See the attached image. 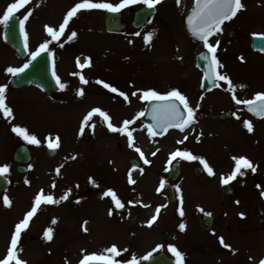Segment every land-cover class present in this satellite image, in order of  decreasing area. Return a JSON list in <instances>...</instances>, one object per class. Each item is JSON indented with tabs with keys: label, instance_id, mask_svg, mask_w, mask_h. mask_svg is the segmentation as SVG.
<instances>
[{
	"label": "rangeland",
	"instance_id": "rangeland-1",
	"mask_svg": "<svg viewBox=\"0 0 264 264\" xmlns=\"http://www.w3.org/2000/svg\"><path fill=\"white\" fill-rule=\"evenodd\" d=\"M13 2L0 0V19ZM81 2L29 0L15 10L21 20L31 12L24 22L29 57L49 41L52 73L55 70L65 87H60L61 94L56 97L34 86L17 91L6 88L5 103L12 115L5 116L1 111L0 166H9L4 175L10 182L7 191L0 194V261L8 255L16 225L33 208L36 196L42 194L51 195L55 202L42 201L22 229L13 251L23 264H80L92 254L111 256L119 264H143L160 251H167L177 261L170 246L182 253V264H260L264 260V233L258 224L264 218V118L249 117L243 110L244 103L237 100H253L256 93L264 92V56L247 46L252 36L264 35V0H241L244 8L209 41L216 46L215 56L220 61L216 73L230 78L236 86L234 92L228 90L227 81L218 79L219 90L203 95L194 58L208 49L204 44L198 47L183 25L195 0H160L157 14L143 30L131 29L122 35L105 32L106 9H81L65 25L59 40H52L46 26L59 31L67 12ZM93 2L118 4L120 0ZM144 6L134 3L120 11ZM3 28L0 23V85H6L14 75L7 72L9 67L26 64L4 44ZM231 30L232 38L228 37ZM73 31L77 35L68 39ZM149 33L152 36L146 42ZM100 81L118 91H111ZM81 89L82 95L78 94ZM173 89L187 98L188 106L195 110L194 119L183 130L157 138L139 121L153 98L141 97L149 90L165 95ZM120 92L126 93L127 99ZM221 114L228 119L220 120ZM125 120L131 123L124 132L108 126L123 127ZM245 121L251 122V132L241 127ZM89 122L93 128L85 140ZM14 126L27 129L40 143L24 140L12 130ZM128 132L132 134L131 144ZM57 137L58 152L50 158L46 154L48 144H56ZM119 142L120 149L116 148ZM21 144L28 145L33 157L26 174L18 173L13 161L14 150ZM177 150L203 158L212 173L200 159L172 158ZM233 157H246L255 171L242 167L243 175L237 173L229 181L231 195L227 197L222 192V178L235 170ZM131 159L140 162L138 169L129 166ZM176 160L181 162V172L172 183L176 202L170 204L163 188L171 183L168 172ZM197 167L203 170L200 177L193 174ZM109 189L124 205L122 208L116 206L111 195H104ZM97 194L103 199L97 200ZM67 198L72 200L69 206L64 205ZM209 213L217 214V221L205 232L192 215ZM235 219L249 228L254 225V229L233 236L220 230ZM181 224L185 225L183 229ZM49 228L50 240L44 235ZM165 230L170 233L167 243L162 237ZM220 236H228V241L239 246L240 257L225 254L223 244L218 243ZM113 245L119 255L106 251Z\"/></svg>",
	"mask_w": 264,
	"mask_h": 264
},
{
	"label": "snow or ice",
	"instance_id": "snow-or-ice-1",
	"mask_svg": "<svg viewBox=\"0 0 264 264\" xmlns=\"http://www.w3.org/2000/svg\"><path fill=\"white\" fill-rule=\"evenodd\" d=\"M180 0H177V3H179ZM29 3V0H14L13 3L9 4L5 12L3 13L2 19H0V23H3L5 25L8 24V22L14 18L15 16V10H18L19 8H23L25 5ZM134 3H143L148 8H153L156 4L160 3V0H120V3L118 4H112L107 2H93V0H82L81 3L75 4L73 8H71L64 19L63 24L60 25L59 31L53 29L52 27L46 26L47 31L50 33L52 40H59L60 36L63 35L65 30V25L69 23V20L77 14V12L81 9H106L110 12H119L122 8L134 4ZM244 8V5L242 4L241 0H196L195 7L192 10L191 15L188 16V26L189 29L192 31L194 36H196L199 40L204 42L205 47L208 49L210 53H212L211 57H205V59H210L211 63L209 64V75H213L215 71V66L220 65V61L215 56L216 53V46L209 43V37L215 32L221 30V25L227 21L231 20L237 12ZM31 15V12H27L23 19L20 21V32L24 36L25 40V47L27 48V40L28 36L25 31L24 22L28 20L29 16ZM77 34L76 32H72L71 36L68 37V39H71L72 37H75ZM139 35V33H137ZM152 36V33H149L145 36L146 42L150 40ZM49 41H45L42 43L39 48L35 52H31L30 55L32 57V60H35L37 56H39L42 52L47 50ZM216 44H219V41L216 42ZM243 59V57H241ZM31 63H26L22 68H13L9 67L7 69V72L12 74H19L23 72ZM222 66V65H221ZM52 75L56 78V83L61 87L64 88L65 85L60 82V78L56 75L55 70H53ZM207 78V77H205ZM83 80V77H81ZM213 79H219L221 81H227L228 83V90L234 92L235 87L230 78L226 75H222L219 73H215L213 76ZM87 83V81H84ZM100 83L104 84V87L110 88L111 91L117 92L118 89L115 87L104 83L103 81H100ZM239 87H244V85H239ZM7 85H0V111L3 112L5 116L10 117L12 115V109L8 107L5 103V91H6ZM78 94H83V90H78ZM121 96H124L125 99H127V94L124 92L119 93ZM135 94V93H134ZM142 99H151L156 98L160 100H164L165 103L153 108V119L156 121L154 126H150L149 132L151 133L152 127L161 128L166 130L168 127H177L183 130L189 123H191L194 119L193 113L194 109L188 106L187 98L182 95L179 90L173 89L172 91H169L165 95H161L160 93L156 92L155 90H149L144 93V95L141 97ZM235 98V97H234ZM237 103H244L248 106V110L250 112H253L257 116L264 117V92H258L255 94L254 100H247V101H239L237 100ZM181 104L184 106L185 109H187V112H184L181 110ZM100 109H93V112H100ZM105 116V119L107 120L108 117L106 114L101 113ZM143 115V113H141ZM131 123L128 120H125L123 122V127L116 128L113 125L109 124V128H111L113 131H120L124 132L127 128V125ZM244 126L247 127L248 131L251 132L253 130L252 124L249 121L244 122ZM14 132L21 135L24 140L29 141L33 144H39L40 141L37 139L35 135H31L28 133L27 129L21 127V126H14L12 129ZM129 136V142L132 143V134L131 132H128ZM187 139V137H185ZM57 143L53 144L49 142L48 147L49 148H56L59 147V137L56 138ZM183 141H181L182 143ZM136 151L140 152L141 156H143V152L140 151V149H136ZM172 158L176 157H184L186 159H200L202 163H204V166L207 168L209 173H212V169L208 167L207 163L203 161V158H198L193 156L190 152H184L177 150L176 152H173L171 154ZM233 159L236 161L235 170L232 172V174L226 178H222V183L227 184L230 180L234 179L237 175V173L243 175L241 172V168H249L251 167L253 171H255V167L252 166L251 161H249L246 157H233ZM145 163H149V161L145 160ZM9 171L8 165L0 166V175H4ZM130 182H134L131 181ZM163 186V184L161 185ZM105 196L111 195L113 200L115 201V204L117 207H123L124 205L121 203L119 199L116 198L115 193L109 189L104 193ZM42 201L47 202H55L54 198L51 195L43 196L37 195L35 198V204L33 208L26 214L25 219L22 220L19 224L16 225L15 233L11 240V247L8 250L7 257L0 261V264H9V261L17 260L16 252L13 251L17 246V240L20 236V233L22 229L26 228L29 223V218L32 217L36 211L37 207L41 204ZM4 203L7 205L9 203L8 197L4 196ZM159 211V208L157 209ZM111 215V211L109 213ZM181 215H183V212H181ZM210 215V213H209ZM243 215V214H241ZM156 217H153L154 220ZM55 223V219L52 221ZM151 220L148 222L149 225L151 224ZM86 223V222H85ZM185 227L184 224L180 225V228L183 229ZM85 231H87V228H85ZM52 232V229L49 228L45 231L44 235L47 239H51L50 233ZM220 241L222 244H224V240L221 237ZM225 247H230L229 245L225 244ZM170 250L175 253L177 257V264H182V253H180L174 246H170ZM108 253L119 255V251L115 245H113L111 248L106 249ZM148 257H145L147 259ZM135 258H133L134 260ZM92 260H104L105 264H119L118 261H115L112 259L111 256H100L96 254H92L90 256H85L80 264H89ZM17 264H23V262L17 260ZM129 264H132V262H129ZM260 264H264V260H261Z\"/></svg>",
	"mask_w": 264,
	"mask_h": 264
},
{
	"label": "water",
	"instance_id": "water-1",
	"mask_svg": "<svg viewBox=\"0 0 264 264\" xmlns=\"http://www.w3.org/2000/svg\"><path fill=\"white\" fill-rule=\"evenodd\" d=\"M156 12V8H143L136 12L135 14V20L133 22L134 28H140L143 25H145L148 21V18L152 17L154 13ZM192 13V12H191ZM191 13L189 15H191ZM128 15L133 14V9L127 10ZM122 14L116 13V12H110L108 11L106 14V29L108 32L111 33H121L127 29V24L122 21ZM188 18V17H187ZM185 20V26L189 34L196 40H199L192 31L189 29L188 26V20ZM216 32V31H215ZM214 32V33H215ZM213 33V34H214ZM212 34V35H213ZM6 40L8 44L22 57H26V53L22 44L21 35H20V29H19V21L16 17L11 19L8 22L7 25V31H6ZM252 48L258 49L261 51H264V37H255L252 41ZM205 57H209L207 53H201L197 56V66L204 71V78H203V85L202 90H211L217 86L215 80L213 79V75H209V64L211 63L210 59H205ZM207 77V78H205ZM28 84H37L42 89H44L49 94H54L57 91V86L55 80L51 76L50 72V60L49 55L46 52L41 53L39 56L36 57L35 60H32L30 65L19 75H17L13 81H12V87L13 88H21ZM164 100L155 99L151 101L147 107V111L145 115L141 118V120L145 123H147L150 126H154L156 121L153 119V108L158 107L162 104H164ZM181 110L186 112L184 107L181 104ZM246 110H248V106H246ZM256 117L257 116L253 112H250ZM174 127H168L166 130L161 128L152 127V131L155 135L161 136L165 134L169 129ZM55 154V150L52 149L49 151V155L52 156ZM15 160L17 162H28L30 160V153L28 149L25 147L19 148L15 153ZM131 165L137 166L138 163L135 161H131ZM20 171H24L21 170ZM179 173V164L176 163L174 167L171 170V178L175 179L178 176ZM196 175L201 174L200 169H196L195 171ZM7 184V180L3 177H0V192L4 191ZM165 191L169 194L171 201L174 200L173 191L170 186H167ZM225 192H229V188L225 187ZM202 225L209 229V227L212 224V219L204 218L201 221ZM261 224L264 226V220L261 221ZM166 239L168 238V234H166ZM89 264H105L104 262H89ZM146 264H175V262L165 253H160L154 258L150 259Z\"/></svg>",
	"mask_w": 264,
	"mask_h": 264
},
{
	"label": "flooded vegetation",
	"instance_id": "flooded-vegetation-1",
	"mask_svg": "<svg viewBox=\"0 0 264 264\" xmlns=\"http://www.w3.org/2000/svg\"><path fill=\"white\" fill-rule=\"evenodd\" d=\"M251 228H252V226H250V228H249L246 224L243 225L240 220L235 219V220H233L232 223L228 224L226 227L221 226L220 230L225 231L229 235H231L237 231L240 232L242 230L252 231ZM260 230H261V232H263V228L261 226H260ZM257 231H258V229H257ZM226 244L230 246V247H227V249L233 256H236V254L239 255V250H238L239 246L238 245H236L235 243H232L230 241L226 242ZM239 257H240V255H239Z\"/></svg>",
	"mask_w": 264,
	"mask_h": 264
}]
</instances>
